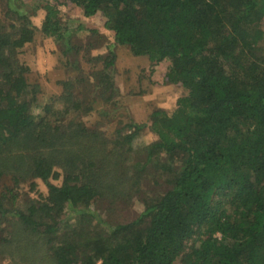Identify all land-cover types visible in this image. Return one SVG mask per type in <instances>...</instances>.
Returning a JSON list of instances; mask_svg holds the SVG:
<instances>
[{"label":"trees","instance_id":"16d2710c","mask_svg":"<svg viewBox=\"0 0 264 264\" xmlns=\"http://www.w3.org/2000/svg\"><path fill=\"white\" fill-rule=\"evenodd\" d=\"M11 3L15 16L0 21V246L11 242L4 234L13 222L44 239L50 264H264V0H42L38 27L22 0L20 8ZM65 5L104 18L111 35L90 29L105 48L89 60L100 66L91 72L97 93L86 100L84 76L79 92L58 77L59 92L37 114L41 88L18 56L37 31L62 54L75 51L72 34L85 24L64 26ZM114 45L164 65L165 81L187 92L148 123L121 121L107 135L78 115L96 99L117 102ZM58 99L63 108L53 110ZM145 128L154 137L142 168L151 164V182H165L149 196L137 194L139 177L120 172ZM108 173L120 191L109 194ZM37 179L46 193L18 207V186L37 193ZM134 194L143 209L132 220L92 223L94 207Z\"/></svg>","mask_w":264,"mask_h":264},{"label":"rangeland","instance_id":"374dc122","mask_svg":"<svg viewBox=\"0 0 264 264\" xmlns=\"http://www.w3.org/2000/svg\"><path fill=\"white\" fill-rule=\"evenodd\" d=\"M12 1L11 4L20 8V0H0V21H9L12 15L7 4ZM25 4L21 6L22 9H27L32 12V21L38 27L40 21L43 19L44 10H38V7L42 0H22ZM62 23L66 27H73V25L85 24L84 27L75 34H72L71 41L74 45V52H70L67 55L62 54L60 49L54 45V41L51 38L45 37L40 34L39 31L35 33L33 43L27 46V49L18 56L22 61L27 62L31 66V72L28 75V80L31 83H38L40 85V92L37 93V100L33 105L34 113H43V107L52 101V95L59 92L55 84V80L50 79L52 71L58 73L56 77H66V80H74L75 91L79 92L82 88L80 84L76 83V79L84 76L86 79L85 88L82 93H85L86 100L95 98L97 90L94 89L95 80L91 75L92 71L99 69L100 66L90 62L91 55L97 53H104V43L99 40L97 36L91 33L90 29L102 31L107 37H111L103 29L104 18L99 15L95 17L82 18L81 12L78 8L72 5L61 6ZM30 12V13H31ZM261 29L264 32V19L261 21ZM111 41V40H110ZM78 48V49H77ZM120 49V50H119ZM118 50L121 52L122 57H129L130 51L128 46L120 47ZM134 56V55H133ZM138 57V56H135ZM141 59L147 61V56H139ZM75 61V64L73 63ZM72 67V68H70ZM161 70L164 71V65L161 66ZM64 73V75H62ZM82 73V74H81ZM95 76V75H94ZM114 90L116 91L114 103H104L101 99H96L95 104L92 105L91 111L85 115L81 111L79 113L82 121L88 126H98L101 131H104L107 135H110L114 127H117L119 123H127L130 119L138 123L147 122L149 114L155 109H162L160 106H168L171 108L173 102L182 95L186 94V90L179 84H170L171 94H162L160 92H153L155 88H150V82L147 79H140L138 76L130 77L120 73L118 69L113 73ZM158 94V95H157ZM160 94V95H159ZM165 96H167L165 98ZM52 103L53 110L62 109L64 103L61 99L55 100ZM166 101L169 104H166ZM104 109L109 110L104 115ZM165 110V109H162ZM168 109L166 111H170ZM131 117V118H127ZM75 118V117H72ZM148 123V122H147ZM152 133L147 129H143L132 142V151L128 154L126 168L121 169L120 172L126 177H139V192L137 194H144V196L154 195L160 193L165 188L164 179H157L155 183H152L154 168L148 163L144 168L143 161L145 160V147L153 139ZM19 166H21L19 164ZM109 170V168L107 169ZM106 183H110L111 189L109 194H113L116 191L121 190V186L118 185L113 173L107 174ZM146 177V178H144ZM150 181H146V179ZM154 181V180H153ZM52 183L60 184L61 179L53 180ZM143 182V183H142ZM35 192H30L25 181L21 182L18 186V197L15 204L22 206L23 203H28L29 197L35 198L37 194H44L47 191L45 184L41 180H36ZM106 193L107 190H104ZM132 202H126L124 204L119 203L107 204L105 206L94 207L96 209L95 221L106 220L107 222L118 221H130L132 220L142 209L143 205L140 201L136 200V194H134ZM64 214H68L66 211ZM72 222L74 219L69 215L65 221ZM16 227V224H15ZM105 228V227H103ZM5 230V236H8L11 232V242H6V245L0 246V264H50L48 251L44 244V239L32 235L27 236L25 232L13 229V222ZM10 229V230H9ZM3 236V235H2Z\"/></svg>","mask_w":264,"mask_h":264},{"label":"crops","instance_id":"0c3cea01","mask_svg":"<svg viewBox=\"0 0 264 264\" xmlns=\"http://www.w3.org/2000/svg\"><path fill=\"white\" fill-rule=\"evenodd\" d=\"M123 47L122 45H114L113 49L116 53V62H115V68L119 70V72L124 74L125 76H132L136 77L138 76L140 79L144 80L147 79V81L150 82V88H155L153 92H160L162 94L169 93L171 94V88L169 87V83H167L164 79V71L161 70V67L159 65H151V62L148 58V64L147 61L141 59L139 56L135 57L132 54H130L129 57H122L121 52H119V48ZM119 49V50H118ZM131 53V52H130ZM58 75L57 72L52 71L50 74V79L56 80V77ZM64 75V73L62 74ZM158 95V94H157ZM160 95V94H159ZM167 96H165L166 98ZM172 100L169 102L171 103V108L168 106H160L162 109L168 110L173 109L175 106V102ZM169 102L166 101V104H169Z\"/></svg>","mask_w":264,"mask_h":264}]
</instances>
